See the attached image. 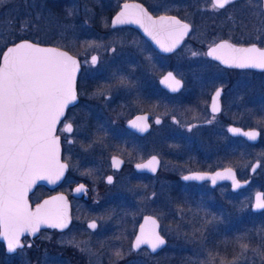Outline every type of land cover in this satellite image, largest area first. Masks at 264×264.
<instances>
[{"label":"flooded vegetation","instance_id":"flooded-vegetation-1","mask_svg":"<svg viewBox=\"0 0 264 264\" xmlns=\"http://www.w3.org/2000/svg\"><path fill=\"white\" fill-rule=\"evenodd\" d=\"M126 2L142 5L154 19L175 17L188 24L189 31L173 51L166 52L139 24L112 25L113 17ZM59 12L77 25L79 21L84 24L83 30L80 27L75 30L67 49L79 62L75 82L77 99L67 108L56 130L62 148L61 159L67 164L63 181L71 173L69 193H65L68 199L71 197V224L74 201L85 202L89 197L92 202H99L114 187L111 192L117 189L121 200V193L127 194L124 198H128L133 191L149 196L159 177L175 183L171 185V193L179 198L182 186L186 184L208 186L211 190L227 186L233 196L247 193L246 204L251 210V176L261 165L259 159L253 160L259 162L258 169L249 173L251 161L244 177L229 165L209 170L191 167L180 173L179 165L175 163L182 161L180 148L185 133L192 131H198L199 140L212 147V156L221 154L230 162L244 158L242 147H264V120L263 126L253 122V116L260 123L264 117V98H261L264 96V69L240 68L208 55L211 48L222 42L236 47L256 44L264 48V0H232L223 9L214 8L213 0H71ZM6 46L1 49L0 58ZM92 56L98 58L94 65ZM113 67L118 69L117 77L112 75ZM169 72L181 82L177 91L161 82ZM121 77L124 83H121ZM217 89L220 90L219 110L213 112ZM141 116L147 117L148 127L143 132L130 123ZM186 118L193 120L185 124ZM157 119L159 123H156ZM66 123L73 125L71 133L61 131ZM167 123L168 127L162 129ZM230 128L241 129V133L232 134ZM249 130L259 133L254 143L242 135ZM237 141L241 143L239 147ZM157 146L161 150L157 151ZM66 147L70 153L69 162L64 159ZM244 153L248 156L246 151ZM152 156L159 161L155 172L137 169V164L146 163ZM113 157L122 161L118 168L112 165ZM166 157L174 163L164 166ZM223 167L233 168L239 181L248 180L247 185L234 191L230 182L211 186L209 181L182 179L192 171H213ZM80 185H84V190L78 192L76 189ZM56 191L60 190L54 189L51 193ZM44 196L38 193L37 186L28 195L30 208L33 209ZM90 221L97 225L91 219L86 226ZM42 231L40 229L32 238L22 236L23 247L13 252H8L0 240V264H25L26 258L34 255L27 250L35 251L41 247L37 238ZM167 243L166 239L164 247ZM141 250L151 257L160 251L151 252L146 247L134 251Z\"/></svg>","mask_w":264,"mask_h":264},{"label":"rangeland","instance_id":"rangeland-1","mask_svg":"<svg viewBox=\"0 0 264 264\" xmlns=\"http://www.w3.org/2000/svg\"><path fill=\"white\" fill-rule=\"evenodd\" d=\"M68 2L71 0H56L52 3L46 0H0V51L7 44L25 36L28 37L26 39L41 44L69 49L75 30L79 27L83 30L84 24L79 21L78 26L67 15L57 13L56 8L64 9ZM117 72V67H113L114 77H117ZM262 109L264 110V100ZM261 119L260 123L253 116V122L257 126H263L264 117ZM192 120L186 118L184 123L189 124ZM167 127L168 123L161 128ZM199 134L198 131L185 133L180 148L182 161L175 163L179 165V172L191 167L209 170L229 165L236 169L239 176L244 177L251 161L259 159L261 165L251 176L252 203L254 191H264L263 145L242 147L244 158L230 162L221 154L212 156V147L206 146L205 141L201 142ZM262 142L264 144V136ZM240 145L237 141L236 146ZM159 150L161 149L157 146V151ZM64 159L67 162L71 159L67 147L64 149ZM167 163L174 162L166 157L163 160L164 166ZM197 164L202 165L196 166ZM172 169L175 171V168ZM173 184L175 185L172 181L159 177L149 196L133 191L128 198H124L127 194L121 193V200L117 189L116 192H111L114 187L99 202H92L89 197L85 202L74 201L72 224L70 222L63 231L43 229L37 238L42 243L41 247L35 251L27 250L34 255L26 258L28 260L24 263L159 264L157 259L163 262L164 259L171 258L175 259L176 264H264V211L253 213L250 210L246 204L247 193L241 192L233 196L227 186L211 190L208 186L186 184L182 186L179 198V195L171 193ZM70 185L71 173L57 188L68 194ZM40 192L38 189V193L42 195ZM69 202L71 211V197ZM144 213L152 214L158 219L160 233L168 242L166 250L154 257L149 256L145 250L136 252L131 248L135 228ZM91 219L97 222L95 230L86 226V222ZM244 244L248 245L246 250L241 247ZM117 252L120 253L119 257L116 256Z\"/></svg>","mask_w":264,"mask_h":264},{"label":"snow or ice","instance_id":"snow-or-ice-1","mask_svg":"<svg viewBox=\"0 0 264 264\" xmlns=\"http://www.w3.org/2000/svg\"><path fill=\"white\" fill-rule=\"evenodd\" d=\"M232 0H213V7L223 9ZM114 24L135 23L151 36L160 47L171 52L189 31V25L175 17L153 18L142 5L124 4L115 17ZM196 55V53H193ZM208 55L215 56L226 64L236 67L264 68V48L256 44L236 47L227 42L211 48ZM97 56L91 63H97ZM79 62L67 52L57 48L41 47L27 40L15 43L3 53L0 62V237L7 241L8 250L23 247L20 237L25 232L35 233L41 224L64 228L67 221V204L64 197H53L37 205L35 211L29 207L26 195L37 179L51 183L59 180L66 164L59 161L60 137L55 135L56 126L64 116L65 109L77 99L75 91L76 72ZM172 91H177L181 82L171 72L161 81ZM121 83L124 78L121 77ZM220 90L213 97L212 111H218L217 100ZM147 117H137L131 125L143 132L147 130ZM157 119L156 123H159ZM71 133L73 125L66 123L61 129ZM232 133L241 129L230 128ZM242 135L255 140L259 133L243 132ZM71 142V141H69ZM122 161L113 157L112 165L118 168ZM159 161L152 156L149 161L137 164V169L156 171ZM201 174L184 176V180H203ZM218 179H232L233 187L241 184L235 179L232 169L211 176L212 183ZM112 182V177H108ZM80 185L76 191H83ZM255 207L264 209V195L257 194ZM92 222L89 228H96ZM157 221L146 217L140 226L134 248L147 244L155 251L165 244L163 236L156 230ZM247 249L248 245H241ZM116 256H120L117 252Z\"/></svg>","mask_w":264,"mask_h":264},{"label":"water","instance_id":"water-1","mask_svg":"<svg viewBox=\"0 0 264 264\" xmlns=\"http://www.w3.org/2000/svg\"><path fill=\"white\" fill-rule=\"evenodd\" d=\"M126 3L129 4V5H133L132 2H126ZM126 3H124V4H126ZM124 4H123V5H124ZM123 5H122L121 9L117 12V14L122 10ZM117 14L113 17L112 25H115V24L113 23V21H114L115 17L117 16ZM130 24H132V23H130ZM25 40H27V41H29V42H32V43H38V42H35V41H32V40H29V39H26V38L19 39V40L13 42V43L7 45V46L5 47L3 53L7 50L8 47H12V46H14L15 43H20V42H23V41H25ZM38 44H39V46H41V47L57 48V49H59L60 51L67 52L69 56L74 57L73 55H71V54H70L67 50H65V49H60V48H58V47H56V46L48 45V44H41V43H38ZM3 53H2V55H1L0 62H2ZM74 58H75V57H74ZM75 59H76V58H75ZM76 60H77V59H76ZM252 68H254V69H264V68H255V67H252ZM78 72H79V68H78V70H77V72H76L75 82H76V79H77ZM74 86H75V85H74ZM69 106H71V104H70ZM69 106H68V107H69ZM68 107H67V108H68ZM67 108L65 109V112H66ZM64 114H65V113H64ZM62 118H63V117H61V119H62ZM58 124H59V123H58ZM58 124H57V126H58ZM57 126H56V129H57ZM250 131H255V132H257L256 130H249V131H247V132H250ZM231 133H232V132H231ZM257 133H258V132H257ZM232 134H238V133H232ZM55 135L58 136V135L56 134V132H55ZM257 137H258V136H257ZM257 137H256L255 140L249 139L248 137H247V139L254 143V142L257 140ZM61 151H62V148H61V143H60L59 161H60V163H62V164H66V162L63 161V160L61 159ZM66 165H67V164H66ZM258 167H259V162H258V161H253L252 164H251V167L249 168V173H254V172L258 169ZM225 169H232L233 172L235 173V170H234L233 168H231V167H223V168L215 169V170H213V171H192V172H189V173L183 175V176H182V179H183L184 176H189V175H194V174H201V175H204L206 178L203 179V180H185V181H196V182L209 181V183H210L211 186H215L216 184H219V183H222V182H230V183H231V189L234 190V191H236V190H238V189H240V188H242V187H244V186L247 185L248 180H245V181H239V180L237 179V177H236V174H235V179H236L237 181H239V183L241 184V187H239V188H234V187H233V181H232V179H218V180L216 181V183L213 184V183H212V180H211V176L215 175L217 172L224 173ZM147 170H148V169H147ZM66 171H67V167L65 168L62 177H61L59 180H57L55 183H51V182H49V180H47V179H37L33 184L30 185V187H29V189H28V192H27V195H26V199H27V201H28V195H29L31 192H33L34 189H35L37 186H39V185L44 186V187L47 188L48 190H54V189H56V188L62 183V181H63V179H64V177H65ZM149 171H150V170H149ZM183 180H184V179H183ZM257 194H261V195H263V192H262L261 190H256V191L253 193V196H252V206H251V210H252V211H259V210H262V209H257V208L255 207ZM60 196L64 197V202H66V204H67V217H68V218H67V221H66V225H67V226L64 227V228H55V227H51V226H49V224H41L40 227H39V229H38L35 233H32V232H25V233H23V234L21 235V237L24 236V235H28L30 238H32V237H34V236L38 233V231H39L40 229H45V228L54 229V230H56V231H63V230H65V229L68 228V226L70 225V222H71V216H70V203H69V199H68L67 195H66L64 192H62V191H56V192H53V193H51V194H49V195H45V196H44V197H43V198H42V199H41V200H40V201L34 206L33 209H31V208H30V209H31L32 211H35L37 205H41V204L44 203V201H46V200H51L53 197H60ZM28 204H29V201H28ZM29 207H30V205H29ZM146 217H152L153 219H155V220L157 221L158 228H157L156 230H157V231L159 232V234L161 235V233H160V223H159L158 219H157L155 216H153V215L145 214V215H143V217H142L140 223L138 224V226H137V228H136L135 235H134V237H133V239H132V242H131V248H132V250H137V249H139L140 247H146V248H148L151 252H157V251H159L161 248H163V247L166 245V239H165L164 237H163V238H164V240H165V244L162 245V246H160V247H159L158 249H156L155 251H153V250L149 247V245H147V244H142L139 248H134V247H133V245H134V243H135V240H136V237L140 234V226L143 225V224L145 223V218H146ZM92 222H94V221H90V222H88V223H87V226H88L90 223H92ZM90 229H93V228H90ZM161 236H162V235H161ZM21 237H20V238H21ZM0 240L3 241V242L5 243V246H6L7 251L10 252V251L8 250V248H7V241L4 240L2 237H0ZM11 252H13V251H11Z\"/></svg>","mask_w":264,"mask_h":264},{"label":"trees","instance_id":"trees-1","mask_svg":"<svg viewBox=\"0 0 264 264\" xmlns=\"http://www.w3.org/2000/svg\"><path fill=\"white\" fill-rule=\"evenodd\" d=\"M48 3H52V2H55L56 0H46ZM62 9V8H56V11L58 14H61L59 12V10ZM25 38H28L27 36H25ZM38 189L42 192V195H47L49 193H51L52 191L51 190H48L47 188H45L44 186H38ZM57 190H59V188H57ZM166 250V247H163L159 252L160 254ZM159 252L157 254H159ZM157 256V255H156ZM165 260V261H164ZM163 262H160V259H157L156 262L159 261V264H166V263H169V264H176L177 262L174 260H172L171 258H167V259H164ZM186 264H189L188 262Z\"/></svg>","mask_w":264,"mask_h":264}]
</instances>
